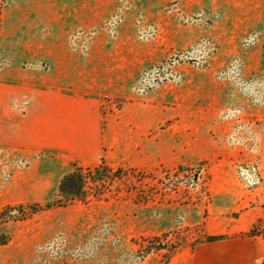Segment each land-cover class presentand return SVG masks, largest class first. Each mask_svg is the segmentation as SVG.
<instances>
[{"label":"rangeland","instance_id":"1","mask_svg":"<svg viewBox=\"0 0 264 264\" xmlns=\"http://www.w3.org/2000/svg\"><path fill=\"white\" fill-rule=\"evenodd\" d=\"M80 32L85 48L72 43ZM69 45L85 55L118 58L97 63L100 70L135 68V101L159 91L188 92L191 79L213 80V127L206 121L207 88L200 87L195 123L176 116L149 133L164 141L160 155L137 163L105 149L89 165L72 152L37 202L12 206L2 204L5 189L31 163L0 151V212L53 201L74 165L108 167L97 172L106 181L101 197L30 217L15 210L0 215V264H168L206 241L225 218L237 217L226 193L230 183L250 191L246 208L264 210V0H103L99 25L75 30ZM132 54L146 61L134 65ZM181 100L173 104L176 112L186 109ZM116 107L122 109L121 100ZM196 136L198 154L168 153L170 144L186 147ZM57 158L40 153L32 164L54 169Z\"/></svg>","mask_w":264,"mask_h":264},{"label":"crops","instance_id":"2","mask_svg":"<svg viewBox=\"0 0 264 264\" xmlns=\"http://www.w3.org/2000/svg\"><path fill=\"white\" fill-rule=\"evenodd\" d=\"M103 0H0V151L30 161L29 169L15 173L2 200L5 206L37 202L73 152L79 164L95 165L105 149L140 160L161 154L164 141L149 133L179 116L195 123L199 118V89L207 88L206 121L214 123V81L189 80L187 91L146 94L135 101L131 93L136 71L97 63L118 60L113 53L89 55L73 51L69 37L78 29L97 27ZM95 45H104L99 40ZM105 47V46H104ZM147 56L132 54L130 62L144 63ZM112 58V59H111ZM133 68V67H132ZM186 109L176 112L174 102ZM121 100L122 109L116 107ZM184 106V107H185ZM207 140L208 137H206ZM188 146L174 143L168 153L198 154L200 139ZM213 147V145H212ZM40 153L58 154L57 166L32 164ZM194 154V153H193ZM85 158V159H84ZM88 158V159H87ZM239 186V187H238ZM230 212L219 230L174 256L168 264H264V237L247 233L264 217L239 183H230Z\"/></svg>","mask_w":264,"mask_h":264},{"label":"trees","instance_id":"3","mask_svg":"<svg viewBox=\"0 0 264 264\" xmlns=\"http://www.w3.org/2000/svg\"><path fill=\"white\" fill-rule=\"evenodd\" d=\"M108 169L107 165L102 162L95 168H84L74 165L73 170L65 175L59 182L54 200L45 204H33L31 206H19L17 209L7 207L0 212V215L10 213L12 210L18 212L22 216H32L42 211H47L57 207H66L74 202L87 203L91 197H101L105 190L103 187L106 184L103 178L97 177V172ZM99 189H102L101 191ZM99 190V191H98ZM264 217L258 220L253 228L247 233L248 236L264 237ZM225 236H209L206 241L212 242L223 239ZM149 250L151 249L148 246ZM176 249V247H173ZM148 250V249H147Z\"/></svg>","mask_w":264,"mask_h":264},{"label":"built area","instance_id":"4","mask_svg":"<svg viewBox=\"0 0 264 264\" xmlns=\"http://www.w3.org/2000/svg\"><path fill=\"white\" fill-rule=\"evenodd\" d=\"M72 43L74 46H77V44L79 43V45H78L79 48H83V47L85 48L86 47L85 38L82 37L81 32L78 33L77 35L73 36Z\"/></svg>","mask_w":264,"mask_h":264}]
</instances>
